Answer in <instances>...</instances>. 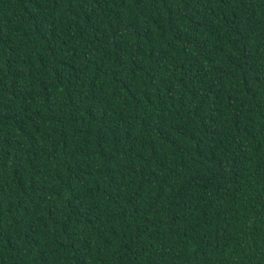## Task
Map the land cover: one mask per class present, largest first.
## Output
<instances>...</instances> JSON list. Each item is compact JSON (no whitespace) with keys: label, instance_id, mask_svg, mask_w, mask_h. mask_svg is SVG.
<instances>
[{"label":"trees","instance_id":"1","mask_svg":"<svg viewBox=\"0 0 264 264\" xmlns=\"http://www.w3.org/2000/svg\"><path fill=\"white\" fill-rule=\"evenodd\" d=\"M0 264H264V0H0Z\"/></svg>","mask_w":264,"mask_h":264}]
</instances>
